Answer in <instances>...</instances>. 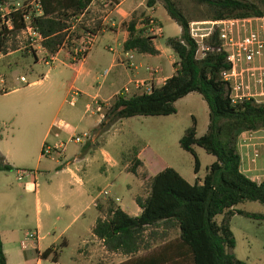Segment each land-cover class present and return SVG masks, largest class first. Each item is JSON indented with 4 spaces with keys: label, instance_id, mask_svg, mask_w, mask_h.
<instances>
[{
    "label": "trees",
    "instance_id": "trees-1",
    "mask_svg": "<svg viewBox=\"0 0 264 264\" xmlns=\"http://www.w3.org/2000/svg\"><path fill=\"white\" fill-rule=\"evenodd\" d=\"M6 0H0V5ZM36 6L21 5L10 13L11 29L0 26V47L4 40L18 34L25 25L24 16L42 36L41 45L49 58L63 48L70 33L71 21L80 19L93 0H35ZM116 0H110L115 3ZM162 4L168 16L180 27V35L168 37L164 44L174 53V73L161 85L147 93H118L111 99L95 131L106 132L117 120L131 116H158L176 112L175 101L189 93H198L207 105L206 132L196 136V122L188 126L179 139L183 150L194 154L199 146L215 157L206 167L202 180L188 183L171 167H165L146 178V195L136 196L140 213L130 216L112 199L97 201L99 217L92 233L101 240L108 252L125 256L119 264H245L231 252L234 238L228 226L233 207L243 201H256L264 206V178L256 182L240 170V155L235 138L243 131L264 129V103L245 99L232 103L229 88L222 75L230 66L226 54L217 50V31L206 40L213 47L202 58L196 57L197 45L189 35L192 21L253 18L264 15V0H146V6ZM144 13H132L124 23L128 32L124 51L157 55L153 39L137 28ZM138 21V22H137ZM98 28V25H97ZM77 31L95 36L97 30L82 25ZM77 34V33H76ZM80 35H76L79 39ZM4 53H7L3 48ZM2 91L0 93H3ZM43 155V149L41 150ZM128 161V170L137 174L141 162L135 157ZM0 154V170H11ZM198 161L195 157L194 171ZM240 215L264 221V214L236 210ZM225 214L218 223L215 217ZM63 247L59 243L40 253L42 259L56 261ZM0 264H6L0 237Z\"/></svg>",
    "mask_w": 264,
    "mask_h": 264
},
{
    "label": "rangeland",
    "instance_id": "rangeland-1",
    "mask_svg": "<svg viewBox=\"0 0 264 264\" xmlns=\"http://www.w3.org/2000/svg\"><path fill=\"white\" fill-rule=\"evenodd\" d=\"M12 1L19 3L20 6H33L35 3L34 0ZM110 4V0H93L80 19L71 21L72 37L52 61L45 51L36 50L35 44L31 45L29 38L20 32L7 37L0 47V92L4 90V84L17 88L10 93H0V148L8 149L12 153V161L17 164L10 171L13 178L20 173L25 176L37 174L39 192L37 204L33 192L24 193L22 186H18L14 197L21 195L22 200H26L0 213V231L2 238H5L7 242V251L15 250L16 252L15 257L9 255L8 264H23V258L18 257L20 242L26 241L27 233L36 231L38 218L44 223V215L47 213L48 200L43 195V190L49 179L52 183L56 181L53 178L56 162L44 154L40 159L41 149L55 148L54 146L59 144L67 153L80 149V143L71 140L72 135L81 136L82 132L89 129L98 119L99 114L104 113L112 101L109 100L105 106L101 105L97 112H95L96 105H93L88 113L83 112L85 102L89 101L85 91H89L93 80L94 87L97 86L96 82L102 81L103 70L109 68L112 58L120 50L113 41L112 33L105 32L103 35H98L94 51L88 59L91 63L86 66L88 73L81 70L78 79L74 80L79 64L71 63L73 51L81 47V38L85 35L84 31L76 29L82 25L88 29L97 30V25L109 10ZM152 14L159 20L161 28V36H155V43L163 52L160 57L151 58L149 63L153 64L152 67L160 66L157 76L164 77L171 74L172 70L168 60V55L172 52L165 46L164 41L168 37L179 36L181 29L168 16L162 5H157ZM78 34L80 38L76 39ZM142 34L151 36L149 31L144 29ZM108 45L112 50H108ZM3 48L7 53H11H4ZM42 59L48 63H44ZM111 70L108 73L109 76ZM130 94L132 93L125 95L130 96ZM16 101L24 103L20 113L10 115L1 110L6 104ZM175 107L176 112L169 115L131 116L117 120L107 130L110 131L104 142L107 144V149L115 150L120 147L124 150L133 145L130 150L125 149L122 153V160L126 161L136 155L138 148H143L142 158L149 175L165 167H171L190 184H193L196 179L202 180L206 167L215 161V157L199 146H194V154H191L180 148L179 139L183 131L192 124L193 119L196 122V136L206 132L207 105L198 93L192 92L175 101ZM106 132L102 133L101 137ZM256 142L260 145L258 146ZM235 147L240 155L241 172L250 179L254 180L256 176H259L258 179L261 180L264 177V129L239 133L235 138ZM195 157L198 161L197 172L194 171ZM145 171L142 167L139 177ZM115 182L120 185L115 191L119 197L118 203L129 206L132 205L134 194L146 195V180L141 190L137 189L138 178L131 172L122 173ZM106 183L109 181L102 182L100 188H104ZM126 183L132 185L131 190L127 189ZM109 189L107 187L103 190ZM132 203L134 205V202ZM64 210V207L61 208L57 204L53 206L48 213L49 227L54 228L60 224L61 221H57L56 217L64 216ZM236 210L264 214V206L256 201L240 202L233 207V214L227 219L235 241L231 250L232 254L245 264H264V221L240 215ZM225 217V214H219L215 220L220 223ZM57 234V230H51L50 234L39 242V247L43 248L47 244L49 246L52 242L58 243L60 239H55ZM61 250L58 262L42 260L41 264H66L71 262L72 258L77 263L71 264H81L76 260L75 246L71 245ZM28 264H35V258L31 256Z\"/></svg>",
    "mask_w": 264,
    "mask_h": 264
},
{
    "label": "crops",
    "instance_id": "crops-1",
    "mask_svg": "<svg viewBox=\"0 0 264 264\" xmlns=\"http://www.w3.org/2000/svg\"><path fill=\"white\" fill-rule=\"evenodd\" d=\"M145 3L146 0H116L115 3L110 4L109 10L103 15L101 22L98 24L94 41H96L98 35L110 32L114 37L113 41L116 42L120 50L117 51L109 64V71L112 69L110 76L107 74L101 82H96V87L93 86V80L92 85L89 87V91H85L86 98H88L89 101L85 102L84 113H88L89 109L92 108L93 105H96V103L105 106L107 102L111 100L113 96L118 94L124 85L129 84V82L150 78L149 73L146 71V67L153 65L149 63L151 58L160 57L163 52L155 43L156 38L153 39V43L159 51L157 55L138 54L134 51H124L122 48L123 42L128 36L124 23L130 19L132 13L137 12L149 15L159 24V20H157L152 13L153 11L155 12L157 5L162 4L156 2L152 7H147ZM137 28H139V22ZM94 46L95 42L87 52L84 60L79 63L74 80L78 79L81 70H85L86 73L89 72L86 66L88 63H91L88 59L91 56L90 54L94 51ZM107 47L110 46L108 45ZM59 52H61V50H59ZM170 52H172L171 49ZM9 53L11 52L6 54ZM58 53L56 55H58ZM55 57H52L53 60ZM168 60L172 65L171 74L164 77L161 75L157 76L153 81L155 86L161 85L166 78L174 73L173 63L175 62L176 57L173 52L168 55ZM3 88V91H5L3 92L4 94L13 92L17 89L6 86L5 84ZM130 93H135L133 85L130 86ZM186 96H188V94ZM23 106V102L16 101L6 104L1 110L7 114L15 115L20 113ZM95 112H97L96 109ZM91 114L94 115V113ZM101 118L102 115L99 114L98 119L85 131L89 133V138L83 143H80V149L67 153L63 147L61 153L53 154L51 156L48 155V158L56 162V166L53 169V178L56 179V181L52 183V180L49 179L43 190V195L48 200V203H46L47 213L44 215V223L41 222L39 218L37 219V240L26 239L27 242H20L18 257L23 258V264H28L29 261H31V256L35 258V264H41L42 260L52 261V254H50L48 258L42 259L40 253L49 247L55 248L59 243L63 244L61 249L67 248L71 245L75 246L77 252L76 260L81 264H119L125 260L126 257L120 253L108 252L104 248L101 240L92 233L95 221L99 217V212L96 209L97 201L103 202L106 199H119L115 191L120 185L115 181L122 173L130 172L128 170L130 162L128 160H122V153L125 149L130 150L133 146L131 145L124 150L120 147L115 150H108L106 147L107 144L104 142L105 137L110 131H107L103 137L95 131ZM256 139L258 140V138ZM256 144H258V146L260 145L259 142H256ZM54 147L58 148L61 147V145L59 144ZM142 150L143 148H138L135 156L141 162V165L136 169L137 174L135 175L138 178L136 185L139 190H141L144 182V180L139 177L141 168L143 167L146 170L145 173H147H144L146 178L155 174L149 175L145 161L142 158ZM0 154L5 158L4 163L10 165L12 169L17 165L12 161V153L8 149L0 148ZM42 157L43 155L40 154L39 158L42 159ZM11 170H0V213L6 208L11 207L12 205L16 206V204L20 205L26 200H22L23 196L21 195L17 198L14 197L18 186H22L24 193L33 192L35 194L36 203L38 204L39 202L38 183L36 180L37 174L34 173L25 176V174L20 173V178L19 175L14 176L13 178L12 175H10ZM258 178L259 176H256L254 181L259 182L260 180ZM185 180L188 181L187 179ZM105 181H109V183H106L105 186H103L104 188H100V184ZM125 185L128 190H131L132 185L130 183H126ZM107 187L110 189L103 190ZM103 191H106L107 194L103 195ZM136 195L137 193L134 194L132 198L134 205L132 202V205L127 206L118 203V200L114 201L128 215L136 216L141 211L134 200ZM55 204L61 208L64 207L65 213L62 217H56V220L61 222L58 226L51 228L47 224L49 217L48 213L52 210ZM38 206L39 205H37V207ZM51 230L58 231L55 239H60L59 242H52L49 246L47 244L43 248H40L39 242L45 236L49 235ZM0 237L6 257V264H8L9 255L15 257L16 252L15 250L7 251V242L5 238H2L1 231ZM22 242H24V247H22ZM59 252H62V250ZM59 252L57 260L52 262L59 261ZM70 261L71 262H66V264L77 263L73 258Z\"/></svg>",
    "mask_w": 264,
    "mask_h": 264
},
{
    "label": "built area",
    "instance_id": "built-area-1",
    "mask_svg": "<svg viewBox=\"0 0 264 264\" xmlns=\"http://www.w3.org/2000/svg\"><path fill=\"white\" fill-rule=\"evenodd\" d=\"M35 1V0H34ZM37 3L35 1L34 6ZM28 5H25L27 7ZM20 7L19 3L12 0H6L0 5V26L4 25L11 29L10 13ZM25 25L20 33L25 34L31 43L36 46V50L44 51L41 41L42 36L30 23V16H24ZM139 28L149 31L152 37L161 36V28L157 21L147 15L139 20ZM217 31L219 46L217 50H222L226 54V60L230 68L222 75L229 88V98L232 103H239L245 99H254L257 102L264 103V15L253 18L242 19H224V20H204L192 21L189 23V35L196 42V57L202 58L214 48L207 43V39ZM94 36L84 35L81 38V47L75 48L71 56L73 65L81 63L87 52L94 45ZM111 50L110 47H108ZM131 57V56H130ZM44 63L48 61L42 59ZM52 61L53 58H50ZM146 71L150 78L136 80L124 85L120 93H130V86L133 85L135 92L147 93L154 86V79L159 73V67L147 66ZM109 73V68H105L101 76L105 77ZM24 80L23 77H21ZM101 105L96 103V111H99ZM253 132V131H249ZM89 138L88 132H82L81 136L72 135L71 140L77 143H83ZM60 149V150H58ZM63 146L58 148H44V155H53L61 153ZM21 174H19V178ZM103 195L107 192L103 191ZM114 200H118L114 198ZM37 231L26 234V239L37 240ZM24 247V242H22Z\"/></svg>",
    "mask_w": 264,
    "mask_h": 264
}]
</instances>
